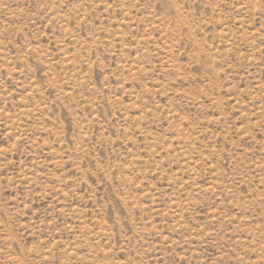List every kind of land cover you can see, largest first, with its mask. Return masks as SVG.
Listing matches in <instances>:
<instances>
[{"label":"rangeland","instance_id":"374dc122","mask_svg":"<svg viewBox=\"0 0 264 264\" xmlns=\"http://www.w3.org/2000/svg\"><path fill=\"white\" fill-rule=\"evenodd\" d=\"M0 264H264V0H0Z\"/></svg>","mask_w":264,"mask_h":264}]
</instances>
